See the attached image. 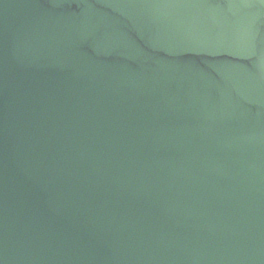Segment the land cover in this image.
Masks as SVG:
<instances>
[{"label": "water", "instance_id": "95a60500", "mask_svg": "<svg viewBox=\"0 0 264 264\" xmlns=\"http://www.w3.org/2000/svg\"><path fill=\"white\" fill-rule=\"evenodd\" d=\"M0 264H264V0H0Z\"/></svg>", "mask_w": 264, "mask_h": 264}]
</instances>
